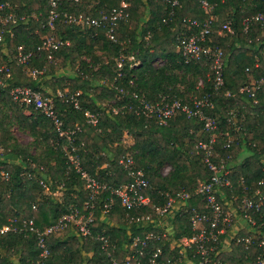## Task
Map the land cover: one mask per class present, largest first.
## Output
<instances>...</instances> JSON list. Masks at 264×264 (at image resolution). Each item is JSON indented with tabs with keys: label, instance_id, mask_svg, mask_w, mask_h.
Wrapping results in <instances>:
<instances>
[{
	"label": "trees",
	"instance_id": "1",
	"mask_svg": "<svg viewBox=\"0 0 264 264\" xmlns=\"http://www.w3.org/2000/svg\"><path fill=\"white\" fill-rule=\"evenodd\" d=\"M0 1L8 2L3 13L26 17L11 19L4 27L2 36L9 52L14 53L17 45L25 50L35 49L41 37L50 33L42 25L48 0ZM120 1L57 0L61 11L93 17H99ZM125 1L129 14L116 24L114 40L105 34L103 26L82 27L57 20L53 33L69 44L53 51L55 62H49L45 52L34 50L26 65L14 60L9 62L10 77L5 86H0L4 96L3 107H0V149L3 152L0 165L7 173V178L0 173V228L13 217L19 219L17 226L21 225L23 217H33L35 225L42 228L74 206L87 214L84 203L90 199L84 178L67 163L63 150L67 140L58 137L56 143L57 132L49 117L32 106L14 102L9 94L14 86H29L43 95H53L63 127L74 123L80 126L72 143L79 153L82 168L104 185L93 199L90 234L81 235L72 223L63 231L51 234L47 238L50 253L44 264L121 261L134 236H143L150 230H167L160 222L172 223L173 219L177 222L176 229L169 228L170 234L148 242L145 249L139 245L142 253L138 258L141 262L147 261L160 246L162 252L156 256L157 264H168L167 259L177 255L181 257L178 264L196 260L190 248L178 253L181 248L178 238L192 234L189 217L193 208L207 210L200 194L194 191L197 180H207L211 170L202 160L203 152L196 148V143L208 141L212 135L215 136L212 160L232 170V187L223 188L218 195L223 208L230 205L234 194L237 196L232 203H239L243 185L249 186V195L257 188L264 193V83L255 93V103L240 90L251 78L264 76V19L255 18L264 15V0H207L208 8H204L200 0H177L174 5L169 0ZM31 13L36 18L29 16ZM210 16L216 22L207 35V43L217 44L223 52V84L219 89L213 85L211 60L200 57L185 62L176 46L177 36L198 32ZM193 19L198 25L190 23ZM224 21L229 22L230 30L218 32ZM158 58L162 59L161 65L154 63ZM32 69L40 72L32 75ZM200 79L202 86L198 87L196 83ZM119 87H123L124 93L118 91ZM57 88L65 94L80 91L79 108L56 96ZM134 90L138 97L150 103L158 101L162 95L190 102L192 97L209 93L212 105L204 107V112L215 116L217 124L211 130H204L199 119L187 117L180 111L160 124L139 111L140 101L133 96ZM23 107L27 113L23 112ZM86 110L97 114L95 124L87 121ZM15 122L31 136L27 144L20 143L11 132L10 125ZM124 135L130 136L133 142L126 145ZM227 141H230L229 147H225ZM127 156L132 157L134 168L142 169L149 182L143 189L150 197L149 203L131 209L121 205L111 192L112 188L129 180L119 163ZM166 166L169 169L163 172ZM240 177L243 184L239 182ZM39 179L48 184L49 192ZM57 189L63 192L61 199L53 195ZM181 189L192 193L182 206L164 215L156 212L154 207H164L168 197ZM106 202H110L108 213L103 211ZM237 209L242 214L243 210ZM247 212L254 224L246 222L253 230L264 234V202L260 211ZM144 214L150 216L146 221ZM99 235H107L113 246L110 255L102 252ZM219 238L223 244L218 241L217 251L211 252L208 264H259L256 255L262 254L263 248L258 240L246 245L236 241L228 229ZM173 241L175 244L171 247ZM38 256L33 233L23 229L0 232V264H40Z\"/></svg>",
	"mask_w": 264,
	"mask_h": 264
},
{
	"label": "built area",
	"instance_id": "2",
	"mask_svg": "<svg viewBox=\"0 0 264 264\" xmlns=\"http://www.w3.org/2000/svg\"><path fill=\"white\" fill-rule=\"evenodd\" d=\"M173 5L177 4V0H169ZM201 5L204 8H208L209 4L207 0H200ZM8 5V2L0 1V86H5L6 79L10 77L11 67L10 61H15L17 64L26 65L31 56L36 51H43L46 53L47 60L49 62H55L56 56L54 55V50L58 49L61 45L69 44L68 41L61 38H57L53 31L56 29V22L65 21L67 23L82 25V27L87 25H93L95 27L103 26L105 27V34L112 40L114 37V28L116 24L128 16V2L121 0L117 6L112 7L109 11L102 13L99 17H93L91 15H84L81 12L70 13L67 11H61L58 9L57 0L47 1V13L44 17L42 25L49 29L50 33L45 34L41 37V41L37 44L35 49L25 50L22 45H17L15 52L11 53L7 49V43L5 42L2 32L4 27L9 20L15 21L16 19H24L25 15H19L13 12L3 13V9ZM29 16L36 18L34 13ZM256 19H264L263 14H259L255 17ZM215 20L212 16L208 18L207 21L203 23V27L195 33L190 35H179L176 37L177 50L180 52L185 62L190 61L194 58H206L211 60V68L213 69V85L215 89H219L223 84V52L217 44L207 43V35L210 34L213 29L212 26L215 25ZM193 25H198L197 20H190ZM230 30L229 22L224 21L221 23V30ZM5 55L6 57H4ZM136 63V62H134ZM118 66H121V62H118ZM40 70L32 69L30 73L35 75L39 73ZM122 72H119L121 75ZM132 83V81H130ZM264 83V76L260 78H251L249 83L241 87V91L247 93L255 103L257 98L255 93L259 89L260 85ZM117 87V86H116ZM118 91L124 93L123 87H119ZM80 91H75L73 93L65 94L66 92L58 90L56 91V96L61 97L63 100L71 101L75 108H79V102L77 95ZM9 94L14 100V102L20 103L25 107L32 106L39 110L45 116L49 117L54 124L55 130L57 132V140L59 138H65L67 140L66 144L63 146V150L67 154V163L74 167L81 176L84 178V186L89 190L90 199L85 201L84 209L88 210L85 214L80 212L78 207H71L68 212L62 213L58 218L52 221L50 224L39 228L34 223L33 217H23L20 222L21 225L17 226L16 223L19 219L17 217L9 218L8 222L0 228V232L24 230L31 232L35 236L36 246L39 248V256L37 258V263L44 264V259L49 255L50 250L47 244V238L53 233H58L66 229L70 223L74 224L81 235L90 234V224L92 223V213L94 209L93 199L95 198L99 188L104 185H100L93 177H91L81 166L80 156L76 150V146L72 143L73 135L77 130H80V126L74 123L73 126L63 127V120L59 116V112L56 109L53 95L46 94L43 95L39 90L33 89L29 86H14L9 89ZM133 96L139 99V111H141L147 117H153L156 122L160 124H165L166 121L174 116L177 112L184 113L187 117H194L199 119L203 124L204 130H211L215 128L217 121L215 116L208 115L204 112V107H210L212 103L210 102V94L205 93L200 97H192L190 102H183L180 99H170L168 95H162L161 99L156 102H147L142 98L138 97V92L134 90L132 92ZM228 94V92H227ZM138 112V109H135ZM85 115L89 123L95 124L97 122V114L89 112L86 110ZM214 135H212L208 141L198 140L196 143V148L203 152L202 160L206 163L207 167L211 170V175L207 180H197V187L195 193L200 194L201 200H203L206 211H199L197 209H192V214L189 217L191 221L192 234L189 236L183 235L178 238L181 248L178 249V253L181 254L184 248L191 249V256L196 260H186L188 264H208L210 261L211 252H216L218 241H220L219 236L227 232L226 225L231 222V215L227 213L222 205V202L218 195L222 193V189L225 187H232L231 173L232 170L225 168L223 166H218L213 160V143ZM230 146V141H227L225 147ZM119 163L122 164L123 169L129 176V180L124 182L117 187L111 189L112 194L119 198L121 205L127 209L133 207H138L142 204L147 205L150 201L148 194L143 193V189L149 186L148 180L144 176L142 169L134 168L133 159L131 156L126 158H121ZM0 173L7 178V173L2 169L0 165ZM43 167L40 166V169ZM29 176H32L29 174ZM39 183L44 187L46 192H49L48 184L43 180L39 179ZM240 184H243V178L239 179ZM250 190L249 186L243 185L241 187V195L239 203L235 205V212L238 213V220L244 222H249L254 224V219L248 216V210H254L256 212L260 211L261 204L264 202V193H261L260 189H255L252 195L247 194ZM192 193L190 191L181 189L175 193V195L169 196L168 201L164 207L156 206L154 207L156 212L160 215H164L173 208H178L183 205L184 201L190 198ZM255 195H258L256 198ZM112 200V198H109ZM36 208L35 205H33ZM242 209V214L239 213L238 209ZM183 209V207H181ZM110 210V202L104 203L103 211L108 213ZM150 218L149 214H144V221ZM177 226V225H176ZM244 225L241 227L235 226L234 234L231 233L232 237L236 241H243L247 244L254 243V239L258 240V245L262 246V254L256 255V261L259 264H264V234L259 230L244 231ZM176 227L173 228L175 230ZM241 231H238V230ZM169 229L162 231H146L143 236L136 235L132 238V241L127 245V255L121 261L112 259L110 264H157L156 256L162 252L161 247L157 246L151 256L147 261L141 262L138 256L142 253V247L147 246L150 241H157L161 237H165L170 234ZM102 240L101 249L104 254L110 255L113 250V246L108 241L107 235H99ZM174 241L171 243V247H174ZM222 245L223 242L220 241ZM141 245L142 247H139ZM139 247V248H138ZM138 253V255H137ZM181 261V257L177 255L175 258H168V264H178ZM215 263V262H214ZM15 264V263H14Z\"/></svg>",
	"mask_w": 264,
	"mask_h": 264
},
{
	"label": "rangeland",
	"instance_id": "3",
	"mask_svg": "<svg viewBox=\"0 0 264 264\" xmlns=\"http://www.w3.org/2000/svg\"><path fill=\"white\" fill-rule=\"evenodd\" d=\"M161 64H162V61H160V60H158V61L156 60V61H155V65H161ZM64 72L67 73L68 70L65 69ZM196 84L198 85V87H201V86H202V80H201V79L198 80ZM65 89H66V88H65ZM58 90H60V89L57 88V91H58ZM3 104H4V96H3V94L0 93V107H3ZM23 112L27 113L28 110H27L25 107H23ZM10 130H11V132L13 133V135L15 136V138H16L20 143H22V144H27L28 142L31 141V136L28 134V132H27L26 130H21V129L18 127V123H17V122H15V123H13L12 125H10ZM123 142H124L126 145H129V144H131V143L133 142V139H132L130 136L124 135V136H123ZM30 149H31V152L34 153L33 148L31 147ZM2 153H3V152H2V149H0V157L2 156ZM168 169H169L168 166L164 167V168H163V172H166ZM53 195H54L56 198L61 199V198H62V195H63V192H62L61 189H57V190H55V191L53 192ZM234 196H237V194H234L233 197H232V199H230V201H229V202H230V205H228V206H224V210H225L227 213H229V214L231 215V217H232L230 224H229V225H226L228 231H229L230 233L234 234L235 231L237 230V229H235V226H239V227H241L242 225L245 226V228L243 229L244 231H248V230H249V231H252V225L248 224L247 222L242 221L241 219L238 220V219H239V218H238V213L235 212V203H232V200H234ZM160 224H161L162 226H164V229H165V228H166V229H169V228H171V227H173V228L176 227L177 222H176L175 219H173V222H172V223H170V222L167 221V220H162V221L160 222ZM170 225H171V226H170ZM238 231H241V230L239 229ZM221 240H223V239H221ZM226 240H227V239H226ZM228 240H229V239H228ZM228 240H227V241H228ZM229 243H230V242H229ZM226 245L229 246V244H226ZM225 248H226V246H225Z\"/></svg>",
	"mask_w": 264,
	"mask_h": 264
},
{
	"label": "crops",
	"instance_id": "4",
	"mask_svg": "<svg viewBox=\"0 0 264 264\" xmlns=\"http://www.w3.org/2000/svg\"><path fill=\"white\" fill-rule=\"evenodd\" d=\"M158 60L162 61V59H161V58H158V59H157V61H158ZM154 63H155V62H154ZM47 91H48V92H50V91H51V89H50V88H47Z\"/></svg>",
	"mask_w": 264,
	"mask_h": 264
}]
</instances>
